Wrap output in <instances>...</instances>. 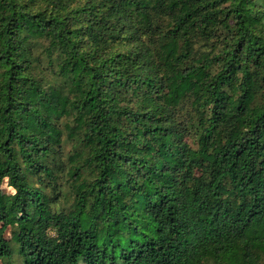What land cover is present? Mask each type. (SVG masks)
<instances>
[{
  "label": "trees",
  "instance_id": "16d2710c",
  "mask_svg": "<svg viewBox=\"0 0 264 264\" xmlns=\"http://www.w3.org/2000/svg\"><path fill=\"white\" fill-rule=\"evenodd\" d=\"M257 1L0 0L2 264H264Z\"/></svg>",
  "mask_w": 264,
  "mask_h": 264
},
{
  "label": "rangeland",
  "instance_id": "374dc122",
  "mask_svg": "<svg viewBox=\"0 0 264 264\" xmlns=\"http://www.w3.org/2000/svg\"><path fill=\"white\" fill-rule=\"evenodd\" d=\"M257 2H258V1H257ZM257 5H258V6L263 5V7H264V0L259 1V2L257 3ZM262 22L264 23V19L262 20ZM1 190H2V192H3L4 194H6V195H10V194L13 193V190L7 185L6 180H5V182L3 183V185L1 186ZM65 190H66V191H65ZM64 191H65L66 195H65V199L62 200V205H63V206H64V205H67V204H70V202H71L70 188L67 187V188L64 189ZM5 237H6L7 239H10V237H11V235H10V230H7V231H6V233H5ZM0 264H2V263L0 262ZM13 264H21V262H20L19 260L16 259V260L14 261Z\"/></svg>",
  "mask_w": 264,
  "mask_h": 264
}]
</instances>
